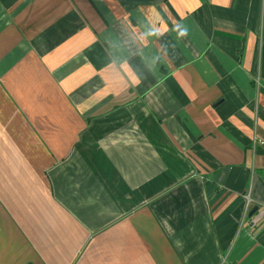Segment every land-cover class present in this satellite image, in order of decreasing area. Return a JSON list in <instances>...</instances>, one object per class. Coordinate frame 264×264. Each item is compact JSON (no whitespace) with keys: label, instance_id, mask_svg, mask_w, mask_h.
I'll return each instance as SVG.
<instances>
[{"label":"crops","instance_id":"0c3cea01","mask_svg":"<svg viewBox=\"0 0 264 264\" xmlns=\"http://www.w3.org/2000/svg\"><path fill=\"white\" fill-rule=\"evenodd\" d=\"M0 264H264V0H0Z\"/></svg>","mask_w":264,"mask_h":264},{"label":"built area","instance_id":"2783aa9c","mask_svg":"<svg viewBox=\"0 0 264 264\" xmlns=\"http://www.w3.org/2000/svg\"><path fill=\"white\" fill-rule=\"evenodd\" d=\"M252 202V199L250 197V195L247 197V204H246V208L248 209L250 207V204Z\"/></svg>","mask_w":264,"mask_h":264}]
</instances>
